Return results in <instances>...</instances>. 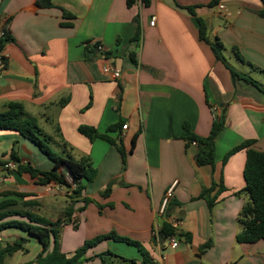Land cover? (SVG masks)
Segmentation results:
<instances>
[{
  "label": "crops",
  "instance_id": "1",
  "mask_svg": "<svg viewBox=\"0 0 264 264\" xmlns=\"http://www.w3.org/2000/svg\"><path fill=\"white\" fill-rule=\"evenodd\" d=\"M210 1L147 0L145 5L134 0L128 6L127 0H52L54 8L38 9L35 0H0V37L6 31L12 38L1 52L6 64L0 72V113L12 103L22 104L25 116L36 119L44 134L72 148L73 160L87 156L96 170L74 199L72 189L39 186L0 168V192L27 195L0 202L15 200L10 211L65 221L59 244L66 255L86 240L114 232L139 242L157 264H264V240L238 244L235 239L238 214L248 201L242 192L246 152L221 164L246 141L264 152V80L252 74L264 78V73L249 66L264 71V17L257 14L262 4L219 0L230 11L226 18L216 7H207ZM188 7H195L194 14ZM60 8L74 18L65 19ZM197 18L207 24L210 43L223 45L222 55L229 52L238 66L224 57L226 63L244 78L232 76L210 44L200 40ZM63 22L72 26L62 27ZM104 67L119 71L120 78L104 73ZM212 106L223 115L225 127L216 139L214 167H198L195 147L186 148L180 138L182 126L188 123L194 134L206 137ZM120 120L127 128L108 132ZM80 126L121 138L124 164L114 146L100 139L90 142L78 132ZM13 146L21 163L41 170L52 167L30 141L0 131V161H9ZM221 180L225 190L210 210L198 196L212 184L216 191ZM110 182V193L102 196ZM83 198L92 202L85 204ZM163 223L189 233L191 241L174 237L176 248L167 240L154 243L152 232ZM18 238L27 239L26 249L31 240L38 243L36 256L43 252L38 240L15 228L0 233V247ZM105 252L141 261L135 247L107 240L88 250L85 262L100 264L97 256ZM24 254L18 251L4 264H28L36 258Z\"/></svg>",
  "mask_w": 264,
  "mask_h": 264
},
{
  "label": "trees",
  "instance_id": "2",
  "mask_svg": "<svg viewBox=\"0 0 264 264\" xmlns=\"http://www.w3.org/2000/svg\"><path fill=\"white\" fill-rule=\"evenodd\" d=\"M142 1L147 5V0ZM218 1L219 0H211L207 7H216ZM133 2L134 0H127V5L131 6ZM260 2L262 4V9L258 11L257 14L260 17H264V0H260ZM35 6L38 9L55 7L52 0H35ZM194 9L195 7L187 8L192 14H194ZM61 11L65 19L71 20L74 18L67 11L63 9H61ZM197 22L199 26V38L201 41L210 44L216 60L220 61L232 76L244 78L226 63V60L222 55L223 45L219 41H215L212 44L210 43L208 39V27L205 21L197 18ZM60 25L62 27L72 26L69 22H63L60 23ZM138 36L139 31L136 32L134 39H137ZM11 41V36L4 31L0 37V53L4 46ZM87 50L88 49L86 48V51ZM234 53L240 62H245L237 51H234ZM109 55V53H104L105 57H108ZM129 58L134 64H136L134 53H130ZM249 66L255 71H261L264 73V71L259 70L251 64H249ZM122 125L123 121L120 120L118 124L110 126L108 132L121 128ZM224 127V117L221 113L214 116L211 130L206 137L197 136L192 132L188 123L183 124L180 138L185 142L186 148H189L192 146V143H195L194 161L198 167H214L216 139L224 130ZM0 131H10L19 134L21 137L35 145L38 150L52 162V167L49 170H41L32 166L30 163L23 164L18 157L15 146H13L9 161H0L1 171L6 174H9L10 170L6 169L4 166L9 162H12L14 164L12 172L17 175L26 176L34 184L39 186L56 185L65 189H72L71 197L74 199L80 198L85 189V183L91 182L96 177V170L92 168L87 156L80 158L78 161L73 160L70 154L72 148H70L67 143L63 142L61 138L60 141H56L52 137L44 134L38 126L36 119L25 116L22 104L12 103L8 106L5 112L0 113ZM78 132L90 142L100 139L114 146L120 153L124 164L125 150L121 138L112 139L106 134H100L95 128L89 126H80ZM253 143L254 142L250 140L232 148L223 157L221 162L222 165H225L234 153L241 150L246 152L243 169L245 186L242 192L246 194L248 201L241 208L237 218L238 224L240 225V231L235 239L238 244H253L260 240H264V152L255 150L252 147ZM113 184L114 182H110L101 195L107 196L110 193ZM224 190L225 187L221 180L217 185L216 191L215 184H212L208 188H203L198 198L203 199L211 210L216 204L219 195L224 192ZM236 195H238V193ZM9 196H17L20 198L27 197V195L23 193L0 192V198ZM82 202L87 204L92 202V200L83 198ZM16 205L17 202L11 199L0 202V233L7 229L15 228L38 240L43 248V252L39 253L35 260L28 264H81L82 262L87 261L86 253L88 250L107 240L123 242L135 247L141 255V261L139 264H157L154 262L149 252H147L139 242L118 236L114 232L86 240L81 247L76 249L72 255L68 256L61 251L59 244L60 229L65 224V221L60 219L49 221L29 211L9 210V208ZM28 205L31 206V203ZM70 215L71 210H66V216L69 217ZM16 216L20 219L14 218ZM157 234L158 237H153L154 243L158 242L163 244L171 237L183 239L188 243L191 241L189 233L182 232L168 223H163ZM51 239H53V247L50 251H46ZM26 242L27 239L18 238L12 243H7L4 247H0V264H4L8 257H11L18 251L27 253V249L24 247ZM209 246L210 243L203 245L200 252L202 253ZM97 258L99 259L100 264H138L134 259L119 257L111 252L102 253L98 255Z\"/></svg>",
  "mask_w": 264,
  "mask_h": 264
},
{
  "label": "built area",
  "instance_id": "3",
  "mask_svg": "<svg viewBox=\"0 0 264 264\" xmlns=\"http://www.w3.org/2000/svg\"><path fill=\"white\" fill-rule=\"evenodd\" d=\"M216 8H217V10L222 14V16L223 17H226V18H228V17H230V11L223 5V4H218L217 6H216ZM154 21H155V18H152V20H151V22H150V25L151 26H153L154 25ZM3 34V33H2ZM5 64H6V59H5V57L0 53V72L5 68ZM103 72L104 73H109L110 75H111V77L113 78V79H119L120 78V72L119 71H117V70H113V69H111V68H109V67H104L103 68ZM211 110V112H212V115H213V117L214 116H217V115H219L220 114V112H219V110L216 108V107H213L212 106V108L210 109ZM127 128V126L125 125V126H123L122 127V129H126ZM192 146L193 147H195V143H192ZM6 169H8V170H12L13 168H14V164H12V163H8L7 165H5L4 166ZM74 187V186H73ZM158 230H154L153 232H152V236L153 237H158ZM167 241H169V245L172 247V248H176L177 246H178V243H177V241H176V239L174 238V237H171V238H169V239H167ZM157 244H160V243H158L157 242Z\"/></svg>",
  "mask_w": 264,
  "mask_h": 264
},
{
  "label": "rangeland",
  "instance_id": "4",
  "mask_svg": "<svg viewBox=\"0 0 264 264\" xmlns=\"http://www.w3.org/2000/svg\"><path fill=\"white\" fill-rule=\"evenodd\" d=\"M223 55L227 59V61H229L232 65H234L236 67L238 66L237 65L238 63H236V61L234 60V58H232V56H231V54H229V52H223ZM252 74L254 77L259 78L261 80H264V78H262L260 74H256V73H252ZM37 244L35 243L34 240H31V243H29L27 246L28 253H26V254L23 253V254L28 255L29 258L35 257L36 254L38 253L39 249H40V246ZM52 247H53V239L50 240V244H49L48 249L46 251H50L52 249ZM17 256H20V255H17ZM81 264H87V263L82 262Z\"/></svg>",
  "mask_w": 264,
  "mask_h": 264
}]
</instances>
